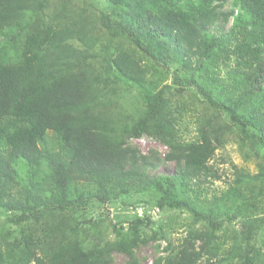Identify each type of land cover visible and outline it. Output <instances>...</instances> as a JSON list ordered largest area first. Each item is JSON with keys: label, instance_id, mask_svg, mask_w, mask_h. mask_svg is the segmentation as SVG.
I'll use <instances>...</instances> for the list:
<instances>
[{"label": "trees", "instance_id": "trees-1", "mask_svg": "<svg viewBox=\"0 0 264 264\" xmlns=\"http://www.w3.org/2000/svg\"><path fill=\"white\" fill-rule=\"evenodd\" d=\"M120 84L137 115L115 109ZM229 139L258 172L216 192ZM138 195L189 215L176 248L148 217L74 222ZM0 211V264H140L152 241L151 264H264V0H0Z\"/></svg>", "mask_w": 264, "mask_h": 264}, {"label": "rangeland", "instance_id": "rangeland-1", "mask_svg": "<svg viewBox=\"0 0 264 264\" xmlns=\"http://www.w3.org/2000/svg\"><path fill=\"white\" fill-rule=\"evenodd\" d=\"M232 9L233 7L228 3L221 10L229 11ZM232 23L233 18L231 17L224 25L223 31L229 30ZM165 83H169V81H165ZM120 86L122 87V91H119V94L116 93L115 97V99H117L118 107H115L114 104L113 106L116 110L119 108V110H123L125 113L129 112V114L132 113L137 115V112H140L142 109V104L136 103L137 101H140L139 92H137V89H134L137 88V86L134 85V87H131L130 85L125 86L123 84H120ZM191 121L194 120L192 118L190 119L186 114L180 123L183 137L186 139L194 136V126L191 124ZM132 143L136 145L144 154L151 148L157 150L160 155H164L167 151L166 147L161 146L146 136L134 139ZM223 160L225 162H222ZM210 163L218 168V172L221 174V180L215 181L211 188L216 192L226 188L227 183L234 177L235 168L245 169L252 175L258 172L257 161L255 159L246 160L243 152L241 153L238 150V146L230 139L223 148L216 150L215 156ZM150 173L151 175L159 174L163 176H170L175 173V166L173 163H165L156 170L150 171ZM155 202L156 198L151 195H138L127 197L122 200H115L111 202L110 205L98 204L94 207L88 206L86 208H82L75 214L74 222L85 228L87 227L89 220L99 219L103 221L101 228L105 230L106 227L108 229L109 223L121 224L124 228H126L127 221H130L132 218L135 217L144 219L145 217H148L152 221L154 228H157V226L162 227L165 239L159 241L160 248L165 246L168 242L171 244L172 248H176L182 242V239L186 234V224H188L191 219L185 212L176 209H161ZM6 216L7 213H2L0 211V227L6 222ZM234 227L238 228V225H234ZM150 228L152 227H149V229ZM149 229L144 230L146 234H150ZM110 238H112V236H110ZM159 242L152 241L148 245L141 246L137 249L136 256L139 259L140 264L152 263V260L157 253L154 245ZM125 260L126 258L122 254L113 253L112 264H123Z\"/></svg>", "mask_w": 264, "mask_h": 264}]
</instances>
